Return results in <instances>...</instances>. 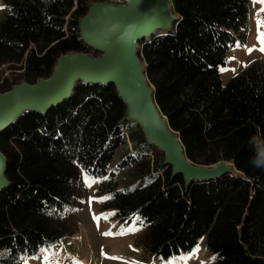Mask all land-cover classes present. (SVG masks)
<instances>
[{"label": "trees", "instance_id": "trees-1", "mask_svg": "<svg viewBox=\"0 0 264 264\" xmlns=\"http://www.w3.org/2000/svg\"><path fill=\"white\" fill-rule=\"evenodd\" d=\"M96 1L2 0L0 94L50 78L63 55L96 54L79 30ZM171 7L172 31L138 42L155 103L189 161L232 163L242 175L186 185L125 121L113 85L77 82L46 114L27 112L0 133L9 182L0 192V264L36 258L71 234L65 223L82 201L81 173L100 183L102 212L140 228L136 246L156 262L190 255L204 240L212 264H264V71L254 64L226 84L219 77L229 51L248 39L249 4L171 0ZM126 142L130 150L108 171Z\"/></svg>", "mask_w": 264, "mask_h": 264}, {"label": "water", "instance_id": "water-1", "mask_svg": "<svg viewBox=\"0 0 264 264\" xmlns=\"http://www.w3.org/2000/svg\"><path fill=\"white\" fill-rule=\"evenodd\" d=\"M176 19L172 7L166 11L165 0H125L124 6L89 5L79 21L80 36L98 56L68 53L58 59L50 78L16 85L0 94V133L27 112L46 114L71 96L77 82L113 85L126 107L125 121L136 123L145 141L164 154V164L170 166L172 176L181 175L189 185L224 174L242 175L232 163L200 167L189 161L178 134L171 130L155 103L146 66L139 62L138 42L158 32L172 31ZM5 170L6 159L0 152V192L9 185Z\"/></svg>", "mask_w": 264, "mask_h": 264}, {"label": "rangeland", "instance_id": "rangeland-1", "mask_svg": "<svg viewBox=\"0 0 264 264\" xmlns=\"http://www.w3.org/2000/svg\"><path fill=\"white\" fill-rule=\"evenodd\" d=\"M247 2L250 7L249 36L243 45L236 44L229 51L226 65L219 73L223 84L241 75L244 70L254 64H258L264 71V0H247ZM92 4L124 6L125 0H98ZM2 15V0H0V19ZM87 55L94 58L98 56L97 53ZM139 62L144 65L140 60ZM9 73L6 70L4 76H9ZM18 76L15 74L16 79H19ZM23 84L20 81L19 85ZM126 149L130 150L128 142L119 146L108 166V171L116 166L120 155ZM81 176L85 187L82 201L79 204H73V215L65 223V232H72L65 235L59 244L58 251L64 257L62 264H212L211 257L204 252V240L190 255L160 262L152 260L140 247L136 246L135 238L142 233L140 228L134 225L125 227L117 224V221L112 218V211L102 212L101 197L98 196L100 183L83 173ZM125 176L122 174L121 178ZM123 181L121 180L120 185L124 184ZM51 248L41 252L36 258H24L19 264H49L43 263L40 257L50 255L48 252Z\"/></svg>", "mask_w": 264, "mask_h": 264}, {"label": "built area", "instance_id": "built-area-1", "mask_svg": "<svg viewBox=\"0 0 264 264\" xmlns=\"http://www.w3.org/2000/svg\"><path fill=\"white\" fill-rule=\"evenodd\" d=\"M59 245H56L54 247L51 248V251L48 252L50 255H45L42 257H40V260L43 263H49V264H62L64 257H62V253L58 251L59 249ZM70 247V246H69ZM71 250H72V246H71ZM50 256V257H47Z\"/></svg>", "mask_w": 264, "mask_h": 264}, {"label": "bare ground", "instance_id": "bare-ground-1", "mask_svg": "<svg viewBox=\"0 0 264 264\" xmlns=\"http://www.w3.org/2000/svg\"><path fill=\"white\" fill-rule=\"evenodd\" d=\"M126 1H131V0H126ZM165 6H166V11L170 12L171 11V5H170V0H165ZM180 145V144H179ZM185 162L188 163L185 157H183Z\"/></svg>", "mask_w": 264, "mask_h": 264}, {"label": "crops", "instance_id": "crops-1", "mask_svg": "<svg viewBox=\"0 0 264 264\" xmlns=\"http://www.w3.org/2000/svg\"><path fill=\"white\" fill-rule=\"evenodd\" d=\"M262 4V3H261ZM263 5V4H262Z\"/></svg>", "mask_w": 264, "mask_h": 264}]
</instances>
